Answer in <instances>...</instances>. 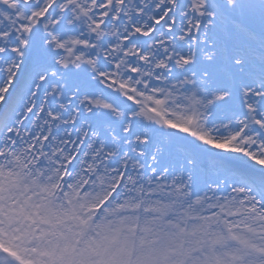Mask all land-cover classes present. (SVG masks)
<instances>
[{
    "label": "snow or ice",
    "instance_id": "6c2138e0",
    "mask_svg": "<svg viewBox=\"0 0 264 264\" xmlns=\"http://www.w3.org/2000/svg\"><path fill=\"white\" fill-rule=\"evenodd\" d=\"M0 264H264V0H0Z\"/></svg>",
    "mask_w": 264,
    "mask_h": 264
}]
</instances>
